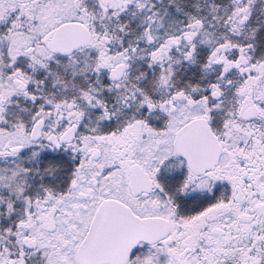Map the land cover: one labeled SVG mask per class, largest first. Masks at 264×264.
<instances>
[{
  "label": "snow or ice",
  "instance_id": "6c2138e0",
  "mask_svg": "<svg viewBox=\"0 0 264 264\" xmlns=\"http://www.w3.org/2000/svg\"><path fill=\"white\" fill-rule=\"evenodd\" d=\"M0 264H264V0H0Z\"/></svg>",
  "mask_w": 264,
  "mask_h": 264
}]
</instances>
